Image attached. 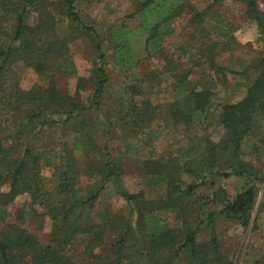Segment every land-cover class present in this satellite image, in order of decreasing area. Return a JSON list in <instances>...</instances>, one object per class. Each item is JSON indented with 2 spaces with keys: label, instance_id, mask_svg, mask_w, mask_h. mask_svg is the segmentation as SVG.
I'll use <instances>...</instances> for the list:
<instances>
[{
  "label": "trees",
  "instance_id": "16d2710c",
  "mask_svg": "<svg viewBox=\"0 0 264 264\" xmlns=\"http://www.w3.org/2000/svg\"><path fill=\"white\" fill-rule=\"evenodd\" d=\"M225 1L131 0L129 14L102 34L84 22L78 0H58V14L47 0H0V226L7 223L8 206L27 198L20 224L0 229V264L234 263L223 228L248 231L254 226L259 184L264 183V171L244 151L256 131L264 139V51L240 73L222 63L221 54L237 44V28L220 11ZM233 1L257 24L264 41V12L257 0ZM32 12L39 14L36 26L26 23ZM185 15L193 31L190 44L180 51L195 49L193 67L181 72L185 65H174L140 74L152 60L170 64L174 22ZM7 22L9 33L2 30ZM63 27L66 34L60 32ZM82 38H88L95 55L91 75L77 78L74 94L59 92L58 76H77L71 44ZM18 63L45 78L46 85L21 90L8 76ZM108 66L127 80L121 112L103 102L111 80ZM196 67H205L202 75L208 76H244L251 70L257 75L242 99L217 105L211 80L201 88L190 80ZM164 74L171 79L170 100L157 102L154 92ZM210 114L224 130L219 142L203 138L209 126L193 134ZM157 121L182 124L188 152L199 157L184 165L177 158L140 160L147 190L131 193L110 138L119 134L131 156L135 141L157 136L152 129ZM13 123L18 127L8 131ZM82 177L96 182L81 186ZM217 177H238L244 186L231 201L223 189L199 193ZM4 185L8 188L1 191ZM110 187L124 203L117 211L105 201ZM29 218L37 220L41 231L46 219L51 221L48 244L24 228ZM77 243L81 250L72 249Z\"/></svg>",
  "mask_w": 264,
  "mask_h": 264
},
{
  "label": "rangeland",
  "instance_id": "374dc122",
  "mask_svg": "<svg viewBox=\"0 0 264 264\" xmlns=\"http://www.w3.org/2000/svg\"><path fill=\"white\" fill-rule=\"evenodd\" d=\"M47 1L50 3L49 9L53 10L55 14H58L59 11L56 10L58 0ZM257 2L259 9L264 12V0H257ZM77 8L84 22L89 26H94L96 29H99L102 33L103 29H106L111 24H114L129 14L132 9V2L131 0H78ZM220 11L228 20L232 21L233 27L237 28L235 33L237 44L234 45L230 51L221 54V61L226 67L234 72L240 73L246 66L254 65L259 55L263 53V36L260 35L257 24L253 22L250 23L245 17L244 8L240 3L233 0H227L221 5ZM38 19L39 14L32 12L26 23L29 26H36ZM189 19L190 16L185 15L174 22L176 33L172 42L175 45V48L169 52V57L171 58L169 60L170 64L167 65V62L164 59L158 58L148 63L143 70L139 71L140 74H147L152 70L162 72V70H167L169 67L174 68V65L184 64V67L187 69L180 68L181 72L193 67L192 61L194 60L192 54H195V49H189L190 52H187L188 54H183L182 51H180L181 48L186 49L190 44L188 37L192 33L193 28L188 25ZM10 26L12 25L7 22L2 27V30L9 33ZM60 32L66 34L67 30L63 27L60 29ZM102 34H104V32ZM177 46L178 48H176ZM71 53L77 67V76L72 78L58 76L56 87L59 92L74 94L77 78H87L91 75L95 55L88 38H82L73 42L71 44ZM10 70L11 72L8 74L9 78H11V80L13 79L16 83L18 82L19 88L23 91H28L34 86L46 85V79L39 77L24 63L14 64ZM106 70L111 80L107 89V94L103 97V102L107 108L121 112L124 107L122 101L127 97L124 95V88L127 85V80L112 66H108ZM204 70L206 71L205 67H196L193 70L190 80L193 83H197L199 88L205 86L207 82L211 80L213 83L211 89L216 93L214 101L217 105L222 104V102L237 101V99L241 98V92L238 93V90L243 91V89H245L244 91H246V87L244 86H246L252 78L257 75V72L251 70L244 76L236 73H226L224 76H216L215 72H212L209 74V77L207 74L202 75L204 74ZM170 80L171 79L167 74H164V76L158 81L159 85L157 86L153 97L155 101L170 100L169 92L167 91H170L169 87H167L169 86L168 84ZM142 98L143 97H140L139 100ZM118 99L120 100L119 103H117ZM120 102L123 107H121ZM211 112L213 113L217 111L213 110ZM215 123L216 120L214 119V116L210 114L209 120L205 121L203 125H199L197 130H194L193 134H200L202 128L209 126V130L203 138L210 137L211 141L219 142L223 137L224 130L218 127ZM5 127H7V125ZM17 127L16 123L9 124V129L7 130L10 131V129H15ZM152 129L157 133V136L153 133L152 140L148 142L135 141L136 149L131 152V156H128L125 153L124 145L120 142L121 137L119 134H115L110 138L111 143H109V145L111 146L112 154L116 157H121L123 160L125 170L123 184L131 193H138L140 190H147L148 182L144 179L142 172L138 170L140 160H145L150 156L156 158L163 157L165 159L177 158L179 163L181 162L182 165H184V162L199 157L195 152H188L189 136L185 132L182 124L175 126L174 124L157 121ZM22 136L25 135L22 134ZM55 137L56 138L53 141L57 142L59 135L56 134ZM141 140H143V138ZM261 141H263V143ZM43 144H45V141H43ZM250 145V147L245 146L244 151L254 160L256 167L264 171L263 135L256 131L250 139ZM123 154H125L127 158L124 157ZM46 176H50L49 171L46 172ZM184 178L191 181V179L188 178V175H185ZM81 180V186L96 182V180L83 177ZM211 185H214L215 189H213ZM243 186L244 180L241 178L217 177L211 180V183H208L207 186L201 188L199 193L211 194L214 190L223 189L227 194L228 200L231 201L242 190ZM259 186L260 194L252 215L254 226H251L248 231H244L242 228L236 226L234 228L229 227V229L223 228V238L228 246L232 248L231 254L233 255V264H264V183L259 184ZM7 188L8 186L4 185L1 191H5ZM147 195L149 197L152 196L149 194V191ZM105 199L114 211H117L124 206V203L114 194L111 187ZM26 202V197H20L16 202L8 206L9 217L7 223L0 226V229H4L10 224H20L22 220L23 206ZM38 224L39 223L36 219L29 218L24 220L23 226L29 232L37 236L43 244H48L52 229L51 221L46 219L42 231L39 230ZM253 227L255 230H252ZM72 249L78 251L82 249V246L77 243Z\"/></svg>",
  "mask_w": 264,
  "mask_h": 264
},
{
  "label": "crops",
  "instance_id": "0c3cea01",
  "mask_svg": "<svg viewBox=\"0 0 264 264\" xmlns=\"http://www.w3.org/2000/svg\"><path fill=\"white\" fill-rule=\"evenodd\" d=\"M244 87H245V86H244ZM238 89H239V88H238ZM244 90H245V89H243V91H244ZM243 91H239V90H238V93L241 92V98L237 99V101L240 100V99H242V98L245 96L246 91H244V92H243Z\"/></svg>",
  "mask_w": 264,
  "mask_h": 264
}]
</instances>
